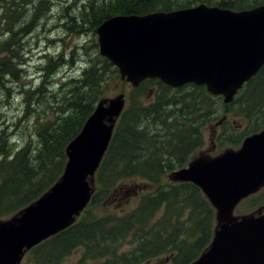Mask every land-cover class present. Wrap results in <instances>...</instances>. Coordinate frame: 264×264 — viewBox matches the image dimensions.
Segmentation results:
<instances>
[{"label":"trees","instance_id":"1","mask_svg":"<svg viewBox=\"0 0 264 264\" xmlns=\"http://www.w3.org/2000/svg\"><path fill=\"white\" fill-rule=\"evenodd\" d=\"M58 2L9 0L0 14L5 32L0 35V92L5 98L0 116L13 99L18 97L22 104L17 117L0 121V221L38 200L60 179L68 144L107 97L109 82L119 78L117 67L98 51L93 38L96 27L118 14L170 11L201 2L244 10L264 0H63L65 36L75 33L89 39L91 34L93 41L67 51L64 37L47 39V51L37 61L38 80L26 81L30 60L22 53L24 40L40 28L47 11ZM58 43L62 50L51 54L50 48L57 49ZM64 68L70 70L56 80ZM149 84L156 90L145 103L137 93L141 97L145 92L147 97ZM262 85L264 89V68L230 104H223L221 96L207 92L205 85L173 88L159 79L143 81L119 118L95 174L90 202L75 223L31 249L29 264H58L77 248L84 249V258L98 259L100 264H145L164 253L170 264H191L211 243L214 207L196 184L172 182L169 175L185 166L190 153L202 144L203 124L224 121V113L236 103L252 120L245 136L264 128ZM185 88L200 94L183 95ZM255 117L260 118L254 121ZM220 137L222 145L224 140L238 142L233 134ZM140 180H146L147 186L136 192L138 206L116 207L120 199L131 198L134 192L129 189ZM104 208L106 212L100 213ZM158 210L162 214L153 220ZM129 237L132 248L119 252Z\"/></svg>","mask_w":264,"mask_h":264},{"label":"water","instance_id":"2","mask_svg":"<svg viewBox=\"0 0 264 264\" xmlns=\"http://www.w3.org/2000/svg\"><path fill=\"white\" fill-rule=\"evenodd\" d=\"M95 33L100 54L133 87L148 78L175 88L193 83L230 103L264 65V3L238 11L200 3L120 14ZM124 107V93L101 99L68 144L60 179L13 218L0 221V264H20L27 251L75 222L91 199V183ZM200 159L171 176L199 186L217 209L213 239L191 264H264L262 209L259 215L231 217L238 203L264 184V129L246 137L238 151Z\"/></svg>","mask_w":264,"mask_h":264},{"label":"rangeland","instance_id":"3","mask_svg":"<svg viewBox=\"0 0 264 264\" xmlns=\"http://www.w3.org/2000/svg\"><path fill=\"white\" fill-rule=\"evenodd\" d=\"M59 1L58 3H55L50 7V10L47 11L45 19L41 20V25L38 30H36L34 33H32L27 39L24 40V46L22 49V53H24V57L28 58L30 60V65L27 67V72L29 74V78L26 79V81H34L38 80V70H37V61L39 59V56L43 54V51H47L48 47V42L47 39L56 38H62L64 37V42H67L68 44V50L70 51L72 48H74L78 44H86L87 42L89 44V41L92 40L93 38L97 40V34L95 33L94 37H90L89 39L85 38L84 36H78L77 34H68L69 37L65 36L66 29L65 26L63 25L64 22L67 21V18L63 19L61 17L63 13V0H55ZM70 2V0H67ZM9 0H6L5 2L0 0V14L4 11L6 6L8 5ZM66 2V1H64ZM23 5V4H22ZM76 14V13H75ZM78 14V13H77ZM47 18H49L47 20ZM95 31V30H94ZM4 32V29L0 27V35ZM60 34V35H59ZM77 35V36H76ZM93 36V35H92ZM82 42V43H80ZM98 42V41H97ZM63 43V42H62ZM62 43L57 44V49L51 47L49 52L52 54L54 52L62 50ZM99 51V49H98ZM82 54V51L80 52ZM70 70L69 68H64L61 70L58 75L56 76V80L60 78L63 74H65V71ZM75 72V71H72ZM119 78H115L114 80H111L109 82L107 94L105 98H114L120 93L125 94V107L123 111L125 110L126 106H129L130 101L129 97L131 96L134 88L130 83H128L125 80H121L120 74L118 71ZM34 76V77H32ZM149 86V87H148ZM147 87L146 92L147 97L145 96V92L141 97L139 95V92L137 93V96L139 98H143L144 102L146 103L147 99L152 100L153 99V92L156 90V87L154 85L149 84ZM207 90V89H206ZM260 90L263 89V85ZM208 92V91H207ZM257 93L256 91H254ZM183 95H189V94H200V91L192 90L191 88H185L182 92ZM211 94V93H210ZM145 96V97H144ZM103 99V98H102ZM5 100L1 96L0 92V105L1 102ZM221 101L224 104L223 97H221ZM226 104V103H225ZM230 104V103H228ZM97 106V105H96ZM231 106V105H230ZM230 106H228L230 108ZM21 101L17 97L13 99L12 104H7L6 106L3 107V113L2 116H0V121L4 120H10L13 117H17L18 114H20L21 111ZM240 108V109H239ZM232 111L230 112H225L226 116L224 117V121H219L218 120H209L207 123L205 122L202 127L203 134H202V144L194 149L195 153L193 154V151L190 153L188 156L186 165H189L192 161V155L197 156L195 157V160L202 158V160L206 159H212L215 158L216 156L222 154L226 150L230 151H238L241 148V145L243 144V141L245 139V132L248 130L247 128L252 124V120L248 119V117L245 115V113L241 112V106L238 105V103L234 104L232 106ZM222 112V109H221ZM123 113V112H122ZM122 115V114H121ZM223 116V115H221ZM260 117H255L254 121L258 120ZM262 128L261 130H263ZM256 131V132H260ZM227 134H233L236 136L238 142L236 144L225 141L223 142L224 145L220 143L219 137L221 135L227 136ZM248 135V134H247ZM221 138V137H220ZM236 140V139H235ZM222 145V146H221ZM193 160V161H195ZM201 160V159H200ZM183 166V167H185ZM176 171V170H175ZM96 173V172H95ZM174 171L170 173L168 180H171L172 182H178L176 180H173L171 176L173 175ZM95 176V175H94ZM146 180L145 181H139L138 185L136 187H132L129 189L130 192H134L131 195V198L127 199L126 201L119 200L115 205L118 208L126 207L128 204L127 209H133L138 206L140 202V198L138 194L136 193L137 191H143L146 190L145 187L146 185ZM180 182V181H179ZM92 188L94 189V182L93 184L91 183ZM264 184L260 187L259 190L262 189ZM135 190V191H134ZM258 190V191H259ZM125 193V191H124ZM104 206V205H103ZM105 207V206H104ZM126 209V208H125ZM262 209L264 212V189H262L259 193H256L254 195H250L247 198L241 200L238 205L235 207V209L231 212V217L236 218V217H243L247 215H259L258 211ZM106 212L105 208L101 210L100 213ZM123 211H117L118 214L122 213ZM214 214H215V220H216V225L218 223L217 219V209L214 208ZM17 214V213H16ZM16 214H13L7 218L6 220L13 218ZM162 214V210H158L155 213V217L153 220H156L160 217ZM78 218H76L75 221H77ZM152 225L151 219L148 221V227ZM132 237H129L127 241H124L120 246L118 247L119 252H122V250L130 249L132 248L133 245H129V240ZM40 253V252H39ZM31 255L30 251H27L25 255L22 256L20 260V264H29L28 257ZM85 257V251L83 248H77L74 249L71 253L66 255L61 261H59L58 264H100V261L98 259H93V258H84ZM145 264H170L169 257L166 253L160 255L157 258H153L151 261H148V263Z\"/></svg>","mask_w":264,"mask_h":264},{"label":"flooded vegetation","instance_id":"4","mask_svg":"<svg viewBox=\"0 0 264 264\" xmlns=\"http://www.w3.org/2000/svg\"><path fill=\"white\" fill-rule=\"evenodd\" d=\"M218 122H219V121H218ZM193 154H194V153H193ZM192 157H193V158H192L191 161L195 160V157H197V156H193V155H192ZM262 189H264V186L262 187ZM262 189H261V190H262ZM261 190L257 191L256 193H259ZM256 193H255V194H256Z\"/></svg>","mask_w":264,"mask_h":264}]
</instances>
